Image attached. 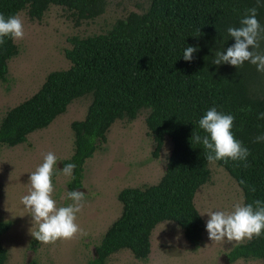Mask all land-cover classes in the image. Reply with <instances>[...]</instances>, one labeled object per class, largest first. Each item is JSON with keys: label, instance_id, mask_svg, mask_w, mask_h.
Returning <instances> with one entry per match:
<instances>
[{"label": "trees", "instance_id": "16d2710c", "mask_svg": "<svg viewBox=\"0 0 264 264\" xmlns=\"http://www.w3.org/2000/svg\"><path fill=\"white\" fill-rule=\"evenodd\" d=\"M50 5L65 7L78 19H91L104 12L106 0H0V14L7 17L26 9L30 18L39 19ZM251 7H257L256 19L264 26V5L257 6L256 0H149L143 11L117 18L102 32L72 36L64 50L69 66L48 72L33 94L0 118V144L15 146L46 127L70 102L90 96L83 118L70 124L73 150L61 162L62 168L68 162L76 165L69 190L81 186L85 161L105 141L115 120H132L147 109L145 124L154 157L164 139H171L164 172L156 183L118 191L121 211L95 245L92 264H105L123 249L146 259L151 231L163 220L175 222L192 246L200 243L204 221L194 195L209 180L210 170L206 150L192 144L191 132L205 134L196 121L209 107L233 115L231 131L249 150L246 164L231 159L214 162L239 185L243 203L264 201V142H253L264 132V119L256 116L264 112V73L247 61L237 68L211 63L216 51L234 43L226 29L239 27ZM187 45L198 48L191 61L182 58ZM259 45L255 51L261 52L264 38ZM17 53L14 40L6 37L0 44V80H5L8 60ZM10 225L0 220V237ZM227 258L259 259L264 264V230L235 244ZM6 259L0 242V264Z\"/></svg>", "mask_w": 264, "mask_h": 264}, {"label": "rangeland", "instance_id": "374dc122", "mask_svg": "<svg viewBox=\"0 0 264 264\" xmlns=\"http://www.w3.org/2000/svg\"><path fill=\"white\" fill-rule=\"evenodd\" d=\"M148 2L106 0L104 12L91 19H78L59 5H50L39 19L30 18L26 9L19 11L24 36L14 40L18 53L8 60L5 80H0V118L7 109L33 94L48 72L69 66L64 50L70 47L72 36L102 32L117 18L143 11ZM89 101V95L73 100L46 127L29 133L23 143L0 144V220L11 222L0 237L7 251L5 264H92L95 245L121 211L118 191L156 183L163 174L172 142L166 137L158 155L153 156L154 142L145 124L147 109L132 120H115L105 141L85 161L81 186L75 189L83 194L75 222L86 235L77 232L70 239L37 241L31 235L36 223L20 198L29 191L30 173L42 163L44 154L52 152L58 161L51 177V196L57 207L72 203L66 199L70 177L63 173L61 162L73 150L70 124L83 118ZM208 167L209 180L194 195L196 209L199 213L207 209L231 211L234 204L243 202L241 188L222 166L209 161ZM200 215L205 224L207 214ZM245 240H211L204 228L200 243L192 246L175 222L163 220L151 231L146 259H136L123 249L111 254L105 264H261L252 258L228 260L227 252Z\"/></svg>", "mask_w": 264, "mask_h": 264}, {"label": "clouds", "instance_id": "9594fccd", "mask_svg": "<svg viewBox=\"0 0 264 264\" xmlns=\"http://www.w3.org/2000/svg\"><path fill=\"white\" fill-rule=\"evenodd\" d=\"M256 4L262 6L264 0H256ZM245 13L239 21V27L229 26L226 29L234 43L223 51H216L211 63L217 65L227 63L237 68L247 61L255 65L257 72L264 73V52L255 51L260 46L259 40L264 38L262 36L264 26L256 19L257 7L248 8ZM23 36V24L19 16L13 14L5 17L0 14V44L4 43L6 37L19 40ZM196 51H198L196 46L187 45L182 51V58L185 61H191ZM256 116L257 119H264V112H258ZM233 120L231 113L218 111L215 106L206 109L198 118L196 126L205 134L201 135L198 131H192L191 142L203 146L206 150V160L231 159L247 163L249 150L234 137L231 131ZM253 142H264V132L254 137ZM57 161L54 153L44 154L42 163L30 173L28 193L20 198L22 205L36 223V230L31 232V235L43 243H51L57 239H70L77 232L86 235L75 222L76 214L81 208L82 192L66 190V199L71 200L72 203L60 207L56 206L51 196L53 191L51 177ZM75 167V163L68 162L63 165L62 171L66 176L71 177ZM204 213L208 217L204 228L211 240L241 241L260 236L264 230V201L259 199L250 204L236 203L231 211L207 209L200 214Z\"/></svg>", "mask_w": 264, "mask_h": 264}]
</instances>
